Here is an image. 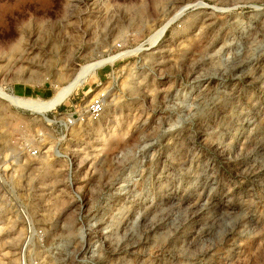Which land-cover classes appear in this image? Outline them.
Wrapping results in <instances>:
<instances>
[{
	"label": "rangeland",
	"instance_id": "obj_1",
	"mask_svg": "<svg viewBox=\"0 0 264 264\" xmlns=\"http://www.w3.org/2000/svg\"><path fill=\"white\" fill-rule=\"evenodd\" d=\"M113 57L59 109L100 91L103 117L59 149L51 110L0 96V264H264V0H0L5 98L48 101ZM40 131L54 154L11 163ZM20 205L45 233L25 253Z\"/></svg>",
	"mask_w": 264,
	"mask_h": 264
},
{
	"label": "built area",
	"instance_id": "obj_2",
	"mask_svg": "<svg viewBox=\"0 0 264 264\" xmlns=\"http://www.w3.org/2000/svg\"><path fill=\"white\" fill-rule=\"evenodd\" d=\"M118 48H121L119 45ZM103 85L102 82L96 84L97 88H101ZM105 101H106V94L104 92H96L95 95L91 97L89 102L84 106H78L77 104H73L70 110L59 111L62 107V104L56 107L55 109L45 113L42 117L45 118L46 122L52 121L49 123V126H56L57 130V145L55 146L56 149H59L58 146H61L66 142L68 139L69 134L74 130V128L78 126H82L89 123H97L101 120L105 113ZM48 113H52V118L49 117ZM47 134L43 131L37 133L36 140L33 142L24 138L23 135L17 136L14 138L11 143L15 148L16 155L9 156V161L11 163L15 162L17 159H20L21 156H28L30 158H39V157H48L51 154H54L53 149L51 147H46L45 145V136ZM54 147V146H53ZM59 151V150H58ZM61 155V154H60ZM63 159H67L68 166H67V177L66 183L73 194V198L83 203V199L79 194L76 186V182L73 176V162L69 156L61 155ZM7 160L3 161V157L0 154V180L2 175V170H4V163ZM17 215L19 216L23 228H24V240H23V253L26 252L27 246L31 245L32 242L35 240L38 241V244L42 242L45 237V233L43 229L39 228L33 218L30 216L27 209L23 206H18L16 208ZM28 246V247H29ZM83 251L85 256L88 255L90 259H94L96 257L98 246L95 245L93 247V243L89 242L85 244L83 247ZM92 261V260H91Z\"/></svg>",
	"mask_w": 264,
	"mask_h": 264
},
{
	"label": "bare ground",
	"instance_id": "obj_3",
	"mask_svg": "<svg viewBox=\"0 0 264 264\" xmlns=\"http://www.w3.org/2000/svg\"><path fill=\"white\" fill-rule=\"evenodd\" d=\"M199 5V4H198ZM202 5V4H201ZM188 10V6L182 7L166 24V26L162 27L160 31L157 33L155 37V42L159 41L167 28L177 20H179L182 17V14ZM19 50V49H18ZM117 57H113L110 59H104L101 61H97L91 65H89L86 68H83L79 73H76L74 77L72 78L71 81H69L68 85L64 88H60L59 86L55 85V88H59V94L55 96L54 98L48 100V101H43V100H21L18 98H5L4 95L0 92V96L6 101L9 102L10 104L16 106V107H21V108H26V109H31L36 112H46L49 110L54 109L55 107L59 106L62 104L65 100H67L75 90L78 88L82 87L85 80L89 75H91L95 70L102 68L108 63H111L113 60H115ZM111 66V65H110ZM63 76L59 75L58 80H62ZM54 83V82H53ZM109 97V96H108ZM199 98V97H198ZM106 103V102H105ZM4 106L0 105V109H3ZM47 173L45 175L48 178V175L55 174L56 170L53 166H50L46 168ZM45 176V177H46ZM44 177V178H45ZM22 264H25L24 262V256L22 255Z\"/></svg>",
	"mask_w": 264,
	"mask_h": 264
},
{
	"label": "crops",
	"instance_id": "obj_4",
	"mask_svg": "<svg viewBox=\"0 0 264 264\" xmlns=\"http://www.w3.org/2000/svg\"><path fill=\"white\" fill-rule=\"evenodd\" d=\"M92 77L93 78H92V81L90 83V86H94L97 83L102 82L103 79H105L107 77V74H106V71L105 70H100L99 72H97V74L95 76H92ZM76 100H77V98H76ZM74 101L75 100H71V103L68 104V105L64 104L63 105L64 110H70L71 106L73 104H75Z\"/></svg>",
	"mask_w": 264,
	"mask_h": 264
}]
</instances>
